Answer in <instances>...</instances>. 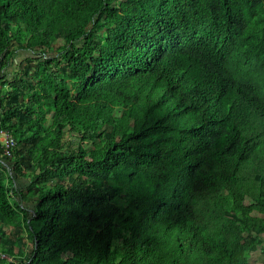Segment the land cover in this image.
Returning <instances> with one entry per match:
<instances>
[{"label": "trees", "instance_id": "1", "mask_svg": "<svg viewBox=\"0 0 264 264\" xmlns=\"http://www.w3.org/2000/svg\"><path fill=\"white\" fill-rule=\"evenodd\" d=\"M19 51L0 264H257L264 0H0Z\"/></svg>", "mask_w": 264, "mask_h": 264}, {"label": "clouds", "instance_id": "2", "mask_svg": "<svg viewBox=\"0 0 264 264\" xmlns=\"http://www.w3.org/2000/svg\"><path fill=\"white\" fill-rule=\"evenodd\" d=\"M23 52H26V51H23ZM29 54H31L30 56H32V53L31 52H29ZM27 58V57H26ZM25 59V58H24ZM23 59V60H24ZM22 60V61H23ZM7 69V67L6 68H2L1 67V65H0V81L2 80V78L4 77V74H5V70ZM7 86H5V88H6ZM2 113L0 112V131L1 130H6V131H8L12 136H13V138L15 139V141H16V146H15V148L17 147V145H18V141H17V139L15 138V136L8 130V129H6V128H4V127H2ZM15 148L12 150V155L11 156H5L4 155V151H3V147H2V143H1V141H0V150H1V154H2V157H3V159H0V161H1V163L3 164V166L4 167H7V170L8 171H11V163L10 162H7V160H9L10 158H12L13 157V153H14V150H15ZM2 254H4V255H6L7 257H11V259L12 260H8L7 258L6 259H1V256H2ZM0 260H4L5 262H14V258H13V256H11V255H9V254H6V253H0Z\"/></svg>", "mask_w": 264, "mask_h": 264}, {"label": "rangeland", "instance_id": "3", "mask_svg": "<svg viewBox=\"0 0 264 264\" xmlns=\"http://www.w3.org/2000/svg\"><path fill=\"white\" fill-rule=\"evenodd\" d=\"M61 46H62L61 42H58L56 44V47H61ZM21 54L24 55L23 52H21ZM66 141H67L68 144L70 143L72 146H76L77 145V138H76L75 135L67 136L66 137ZM23 180H25V179H23ZM24 183H26V182H24ZM8 258H9V260H11L10 256ZM1 259H6V255L2 254ZM250 260H251V262H255L257 264H264V253L261 250H259L258 252H255V253L252 254Z\"/></svg>", "mask_w": 264, "mask_h": 264}, {"label": "built area", "instance_id": "4", "mask_svg": "<svg viewBox=\"0 0 264 264\" xmlns=\"http://www.w3.org/2000/svg\"><path fill=\"white\" fill-rule=\"evenodd\" d=\"M0 141L2 143L3 151L5 156H11L12 150L16 146V141L13 136L6 130L0 131ZM9 260V258L6 256ZM12 260V259H11Z\"/></svg>", "mask_w": 264, "mask_h": 264}, {"label": "crops", "instance_id": "5", "mask_svg": "<svg viewBox=\"0 0 264 264\" xmlns=\"http://www.w3.org/2000/svg\"><path fill=\"white\" fill-rule=\"evenodd\" d=\"M21 52L23 51H19L18 54L16 55V57L13 59L12 64L10 66L7 67V69L5 70V74L7 75V78H11L13 77V75L15 74V72H17L18 70V65L19 63L26 57L30 56L31 54H29V52H23V54H21Z\"/></svg>", "mask_w": 264, "mask_h": 264}]
</instances>
